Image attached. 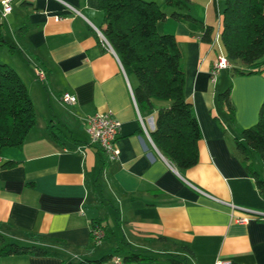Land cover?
<instances>
[{
	"label": "crops",
	"instance_id": "obj_1",
	"mask_svg": "<svg viewBox=\"0 0 264 264\" xmlns=\"http://www.w3.org/2000/svg\"><path fill=\"white\" fill-rule=\"evenodd\" d=\"M224 1L189 0L190 14L213 25V42L201 40L198 24L171 17L172 7L165 6L168 16L158 23L178 41L186 98L202 132L198 163L181 171L156 146L154 114L140 110L135 79L99 34L98 0H14L9 14L0 12V37L8 42L0 45V63L21 76L37 115L24 143L0 153V247H48L47 238L69 244L55 246L63 258L11 254L0 256V264H64L111 253L102 264H264V215L251 213H264V196L235 145L240 130L258 121L264 64L262 73L230 78L224 69L212 79ZM35 66L46 71V81ZM231 81L234 120L217 98ZM64 92L76 102L61 101ZM96 112L122 123L116 160L87 131L86 118ZM7 161L17 164L2 167ZM97 219L107 233L100 245L91 234ZM129 252L151 258L126 261Z\"/></svg>",
	"mask_w": 264,
	"mask_h": 264
},
{
	"label": "trees",
	"instance_id": "obj_2",
	"mask_svg": "<svg viewBox=\"0 0 264 264\" xmlns=\"http://www.w3.org/2000/svg\"><path fill=\"white\" fill-rule=\"evenodd\" d=\"M98 5L103 13L102 33L120 58L126 74L136 81L134 96L140 110L154 114L151 136L156 146L180 171L194 166L199 160L202 132L193 104L186 98L182 52L176 37L160 32L158 23L168 16L165 6L172 7L171 17L203 28V42L215 40L213 25L190 14L189 0H165L164 5L148 0H98ZM219 40L231 64L225 70L232 77L262 73L264 0H225ZM4 44L8 42L0 37V45ZM232 88L231 81L217 98L234 120ZM36 123V109L26 84L15 69L0 63V153L5 147H20ZM49 128L55 135L54 126L50 124ZM240 134L241 137L235 138L236 150L264 196V174L255 166L257 161L264 165V101L258 121L241 129ZM15 164L17 162L7 161L2 167ZM98 226H103L102 219L92 222V229ZM47 240L51 244L48 247L4 244L0 247V256L31 253L63 258L55 246L67 248L69 244L58 238ZM129 253L124 259L130 262L151 258ZM113 256L111 253L97 259L83 258L64 264H102Z\"/></svg>",
	"mask_w": 264,
	"mask_h": 264
},
{
	"label": "built area",
	"instance_id": "obj_3",
	"mask_svg": "<svg viewBox=\"0 0 264 264\" xmlns=\"http://www.w3.org/2000/svg\"><path fill=\"white\" fill-rule=\"evenodd\" d=\"M13 1L14 0L1 1L2 9L0 10V12L2 16H6L12 11ZM99 34L102 36L104 42L107 45H111L101 31H99ZM230 66L231 64L227 60V58L223 56L218 57V60L216 61L214 67L211 70L212 79L215 80L221 70L228 69ZM35 73L40 81H46L47 74L43 68L35 66ZM60 99L61 101L69 104L75 103L77 100L75 95H72L68 92H64L60 96ZM86 125L87 131L92 139V142L96 143L100 147V149L105 154L106 158L108 160L118 159L120 156V149L118 148L116 141L121 130V121L115 118L111 112H96L86 118ZM232 206L234 208H238V206L235 204H232ZM251 213L254 215H264V213L257 211H251ZM249 219V217H238L236 221L239 223H246ZM105 237L106 230L103 226H98L92 229V238L95 245H100Z\"/></svg>",
	"mask_w": 264,
	"mask_h": 264
},
{
	"label": "rangeland",
	"instance_id": "obj_4",
	"mask_svg": "<svg viewBox=\"0 0 264 264\" xmlns=\"http://www.w3.org/2000/svg\"><path fill=\"white\" fill-rule=\"evenodd\" d=\"M149 1V0H148ZM216 35V34H215ZM216 37V36H215ZM216 53L218 54V56H222L223 54H224V49H223V47H222V44H221V41L219 40L218 41V43H217V45H216ZM228 74H230L229 72H228ZM229 77L230 78H232V75H229ZM220 80H221V77L219 76V78H217V80L216 81H218V83H220ZM232 80V79H231ZM220 88H222V87H220ZM226 89V87L225 88H222L221 89V91H223V90H225ZM256 166V168L260 171V172H262L263 174H264V165H262L259 161H257V164L255 165Z\"/></svg>",
	"mask_w": 264,
	"mask_h": 264
}]
</instances>
